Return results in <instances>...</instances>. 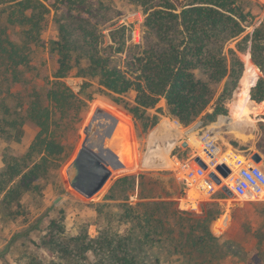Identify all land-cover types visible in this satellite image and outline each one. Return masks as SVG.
I'll list each match as a JSON object with an SVG mask.
<instances>
[{
  "label": "trees",
  "instance_id": "1",
  "mask_svg": "<svg viewBox=\"0 0 264 264\" xmlns=\"http://www.w3.org/2000/svg\"><path fill=\"white\" fill-rule=\"evenodd\" d=\"M129 1L144 14L141 40L129 41L128 29L118 25L109 30L108 40L101 45L105 35L90 22L97 12L92 0H0V136L12 130L21 133L26 120L36 127L26 148L3 156V209L18 202L25 193L36 191L38 180L51 165L58 167L72 158L84 129L88 104L100 111L122 104L132 126L146 129L157 123L158 115L150 110L161 99L169 115L182 126L194 123L224 79L216 108L205 117L207 122L226 112L225 105L237 98L263 100L264 15L243 34L254 19L252 8L243 0ZM51 8L58 31L48 44L54 73L52 78H41L42 92L28 90L25 72L31 69V53L43 43ZM235 39L234 47H227ZM78 48L84 52L87 63L78 67L75 76L87 79L68 84L65 78L77 66ZM238 52L247 53L261 75H248ZM130 91H135L133 102L125 99ZM258 130L256 148L264 164V124ZM87 138L80 147L89 144ZM232 144L239 142L233 140ZM231 158L234 159L232 155ZM162 173L165 171L116 178L97 204V215L107 218L103 229L94 238L86 234L81 239L74 237L80 252H90L94 246L102 256L65 261L222 264L234 256L236 252L230 248L236 240L216 236L210 229V223L222 213L220 204L204 202L199 213L178 208L175 199L184 194V187L181 183L180 188V182L174 178H161ZM107 178L108 175L98 174L85 195L95 193L97 184L104 188ZM133 192H137L135 203L127 201ZM120 200L124 201L118 202V210L113 211L114 204L108 201ZM253 213L234 207L229 230L249 227ZM114 218L117 223L111 221ZM120 222L125 226L121 232ZM113 224L118 227L114 229Z\"/></svg>",
  "mask_w": 264,
  "mask_h": 264
},
{
  "label": "rangeland",
  "instance_id": "2",
  "mask_svg": "<svg viewBox=\"0 0 264 264\" xmlns=\"http://www.w3.org/2000/svg\"><path fill=\"white\" fill-rule=\"evenodd\" d=\"M51 1V0H49ZM252 8L253 24L248 26L243 34L257 25L264 15V2L259 0H243ZM48 2V0H47ZM108 6V7H107ZM92 7L97 9L96 16L90 18L97 31L103 35L102 44L108 40V32L118 25H125L129 41L139 42L142 34L144 14L142 10L129 0H92ZM54 10L51 8V21L43 32V43L31 53V69L25 72L26 88H34L42 92L41 78H52L54 73V60L48 50L50 39L57 35V26L53 22ZM17 32V30H15ZM19 35L15 33V36ZM237 39L230 41L227 47H234ZM78 63L70 75L65 78L68 84L81 82V76H75L78 67L87 63L85 54L77 49ZM244 62L246 73L250 76L261 75L259 68L251 61L247 53L238 52ZM41 75V76H38ZM219 85L218 93L206 106L201 116L185 127L184 131L167 112L165 102L161 99L151 109L152 114L158 115L157 123L146 129L141 125L132 126L127 111L122 104L105 107L101 111L88 104L87 115L73 152L72 158L61 166H54L48 173L38 180V189L25 193L18 202L12 206L4 207L0 204V264H53V262L69 264L65 260L72 258L99 259L101 250L91 248L90 252H80L74 237L84 234L90 238L96 237L103 229L107 218L97 215L98 203L107 194L116 178L127 174L141 172L165 171L161 178H174L180 182V188L185 187L181 175L173 168V156L182 161L190 158L197 144L199 135L211 138L219 148V153H228L230 149L237 154H252L259 152L256 148L260 124H264V98L255 101L247 96L237 98L225 105L226 112L219 113L213 121L207 122V114L214 112L218 94L225 83ZM135 91H130L125 99L133 102ZM11 104H13L11 102ZM159 109V112H155ZM36 133L35 125L26 120L21 133L8 131L6 136H0V170L3 168V156L19 148H26ZM89 139L85 148L81 143ZM106 137L108 146L96 158L109 172L99 174L108 175L103 187L91 195H85L87 188H83L87 179L93 174L97 166L76 187L70 180L68 168L80 151H88L94 146L99 137ZM233 140L239 142L232 144ZM186 142L184 146L183 143ZM260 153V152H259ZM221 164V163H220ZM264 169L263 160L260 162ZM221 182L213 180L210 192L191 191L190 199L197 201V210H188L199 213L204 202L215 201L220 204L222 213L210 223V229L216 236L224 239L234 238L237 242L231 245L230 251L236 252L232 257L222 261V264H264V202L236 201L229 197L226 188L232 179V173L227 177L219 174ZM182 183V185H181ZM230 193V191H229ZM3 193L0 192V200ZM137 192L128 196V202L137 201ZM177 207L180 199H175ZM120 201H108L115 206ZM242 207L255 211L249 216V227H237L229 230L231 224V210ZM111 209V207H110ZM104 215V213H103ZM116 222V218L111 219ZM117 223V222H116ZM113 224L114 229L118 226ZM125 227L120 222L121 229Z\"/></svg>",
  "mask_w": 264,
  "mask_h": 264
},
{
  "label": "built area",
  "instance_id": "3",
  "mask_svg": "<svg viewBox=\"0 0 264 264\" xmlns=\"http://www.w3.org/2000/svg\"><path fill=\"white\" fill-rule=\"evenodd\" d=\"M259 1L264 2V0ZM196 140L197 144L188 160L182 161L177 156H173V168L179 172L185 185L184 194L179 197L180 205L185 210H197L198 202L190 199V193L194 190L210 192L213 183L210 173L213 172L219 177L216 166L220 163L227 165L232 173L230 183L225 185L230 187V198L236 201L264 202V169L260 163L251 159V154H237L232 149L228 153L221 154L211 138L199 135ZM196 157L202 160L206 168H202L195 161ZM229 159L231 165L228 164Z\"/></svg>",
  "mask_w": 264,
  "mask_h": 264
},
{
  "label": "water",
  "instance_id": "4",
  "mask_svg": "<svg viewBox=\"0 0 264 264\" xmlns=\"http://www.w3.org/2000/svg\"><path fill=\"white\" fill-rule=\"evenodd\" d=\"M183 145H186V142L183 143ZM108 146V141L106 137H99L98 141L94 146L88 149V151H80L77 155V157L73 160L71 165L68 168V172L70 174V180L73 185L76 187L80 186L81 182L83 179L88 175V173L93 169L94 165L97 166L96 170L93 172V174L87 179L86 184L84 185L83 188H86L90 182L95 180V177L100 173V172H105L108 174L109 172L104 168V165L96 158V156L106 149ZM251 159L256 162L260 163L262 161V155L259 152H255L251 154ZM195 161L202 167L206 168V165L202 162V160L199 157L195 158ZM216 170L222 177H227L230 174V169L227 165L224 163L219 164L216 166ZM210 177L216 182L220 183L221 180L220 178L214 174L213 172L210 173ZM100 184H97L95 188L101 187L99 186ZM98 188V189H99ZM226 192L229 193V190L226 188Z\"/></svg>",
  "mask_w": 264,
  "mask_h": 264
},
{
  "label": "crops",
  "instance_id": "5",
  "mask_svg": "<svg viewBox=\"0 0 264 264\" xmlns=\"http://www.w3.org/2000/svg\"><path fill=\"white\" fill-rule=\"evenodd\" d=\"M193 124H195V123H193ZM180 128H182L184 131H189V129H190V127H185V126H179Z\"/></svg>",
  "mask_w": 264,
  "mask_h": 264
}]
</instances>
